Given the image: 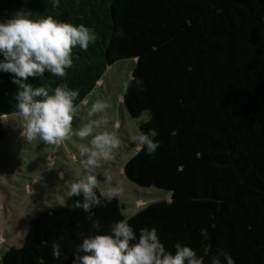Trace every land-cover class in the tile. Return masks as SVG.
<instances>
[{
    "label": "trees",
    "instance_id": "obj_1",
    "mask_svg": "<svg viewBox=\"0 0 264 264\" xmlns=\"http://www.w3.org/2000/svg\"><path fill=\"white\" fill-rule=\"evenodd\" d=\"M17 12L96 33L86 52L73 49L66 77L46 72L27 81L78 90L76 105L108 67L135 59L132 73L143 90L132 80L123 103L130 117L145 116L139 131L155 129L160 147L153 155L137 150L123 170L136 185L170 198L125 217L117 197L85 212L73 206L82 198L67 195L30 221L21 245L9 247L1 263L73 264L83 238L107 234L123 219L137 236L156 228L173 254L177 243L191 247L204 264L217 249L235 264H264V0H60L56 9L52 0H0V22ZM13 78L0 71V119L18 113Z\"/></svg>",
    "mask_w": 264,
    "mask_h": 264
},
{
    "label": "clouds",
    "instance_id": "obj_2",
    "mask_svg": "<svg viewBox=\"0 0 264 264\" xmlns=\"http://www.w3.org/2000/svg\"><path fill=\"white\" fill-rule=\"evenodd\" d=\"M59 5L60 0H52L53 9ZM30 16V12H17L14 18L0 22V56L3 57L0 71L13 74L12 82L20 89L15 99L18 115L24 122L21 135L26 141L38 140L53 148L64 145L73 135L88 141L79 147V156L83 158L80 160L81 178L71 183L68 197L82 198L75 200L73 206L90 212L122 192L121 187L112 185L110 176L101 180L100 171L104 162L113 159L121 141L115 131L109 130L107 116L91 119L97 113L106 112L111 104L105 100L93 103L88 111V122L74 132L73 123L78 114L75 101L79 91L67 85L34 88L27 81L30 77L43 78L46 72L66 77L67 70L73 66V49L79 47L86 52L96 43L97 35L83 24L73 25L52 16L34 20ZM132 80L143 90V81L131 73L124 85L125 95ZM157 135L155 129L138 130L132 138L138 152L155 154L160 147L154 139ZM3 179L5 177L0 176V180ZM97 189H102L99 194ZM92 228L98 231L99 222L94 221ZM200 235L205 240L210 238L207 229L202 228ZM52 256L57 260L61 257L58 243L52 245ZM73 256V264H204V258L197 256L191 247L177 243L173 254L160 241L156 228H141L137 236L123 219L113 223L107 234L83 238ZM221 256L225 264H235L222 249H217V254L211 257V264H222Z\"/></svg>",
    "mask_w": 264,
    "mask_h": 264
},
{
    "label": "rangeland",
    "instance_id": "obj_3",
    "mask_svg": "<svg viewBox=\"0 0 264 264\" xmlns=\"http://www.w3.org/2000/svg\"><path fill=\"white\" fill-rule=\"evenodd\" d=\"M135 59H123L108 67L94 89L77 105L74 132L89 120L88 111L97 100H105L111 108L91 119L107 116L109 130L121 141L114 157L103 164L101 180L111 177L113 186L122 188L117 197L125 217L149 203L169 200L167 191L141 187L124 174V163L138 150L133 136L145 119L129 116L123 103L124 85L128 82ZM4 135L0 140V264L3 253L23 242L30 221L44 208L63 204L72 182L81 178L79 147L88 143L73 137L59 148L38 140L28 142L22 135L23 121L18 113L1 117ZM101 129H97L99 131ZM90 139V138H89ZM75 157V158H74ZM62 174V175H61ZM100 191L102 189H99Z\"/></svg>",
    "mask_w": 264,
    "mask_h": 264
},
{
    "label": "water",
    "instance_id": "obj_4",
    "mask_svg": "<svg viewBox=\"0 0 264 264\" xmlns=\"http://www.w3.org/2000/svg\"><path fill=\"white\" fill-rule=\"evenodd\" d=\"M127 110V109H126ZM125 174V173H124ZM126 176V175H125ZM128 179V178H127Z\"/></svg>",
    "mask_w": 264,
    "mask_h": 264
}]
</instances>
